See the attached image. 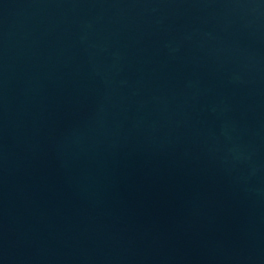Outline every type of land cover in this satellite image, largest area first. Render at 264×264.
I'll return each mask as SVG.
<instances>
[{
  "label": "water",
  "instance_id": "1",
  "mask_svg": "<svg viewBox=\"0 0 264 264\" xmlns=\"http://www.w3.org/2000/svg\"><path fill=\"white\" fill-rule=\"evenodd\" d=\"M0 264H264V0H0Z\"/></svg>",
  "mask_w": 264,
  "mask_h": 264
}]
</instances>
